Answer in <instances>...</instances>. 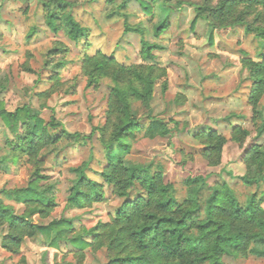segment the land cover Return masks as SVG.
<instances>
[{
  "label": "rangeland",
  "instance_id": "obj_1",
  "mask_svg": "<svg viewBox=\"0 0 264 264\" xmlns=\"http://www.w3.org/2000/svg\"><path fill=\"white\" fill-rule=\"evenodd\" d=\"M64 1L70 4L66 12L87 31L86 38L77 44L68 38L64 29L53 32L47 26L41 0H0V101L9 112L25 105L38 110L46 124L52 121L56 124L50 133L59 137L57 144L41 153L36 165L14 151V137L0 121V199L4 204L22 213V205L5 199L2 191L26 188L38 173L40 187L48 189L54 208L46 219L35 217L37 224L69 220L73 231L68 238L79 236L90 241L88 231L114 216L124 199L114 196L107 185H104L105 200L101 203L84 209L67 204L78 176L76 169L88 163L87 177L101 182L99 173L106 164L99 136L93 129L105 123L111 83L102 80L97 87H88L81 72V61L84 55L100 52L122 65L148 64L139 54L140 35L127 31L139 27L146 32L148 42L160 47L154 52V64L166 71V76L155 83L151 115L176 122L177 126L170 136L152 140L138 133L124 159L125 164L149 174L162 172L164 183L174 187L178 202L187 196L188 178L208 176V186L226 183L241 204L255 195L263 199L264 208V181L246 186L239 180L246 174L245 151L253 145L264 149V132L256 138L259 121L253 120L248 104L252 83L241 60L260 62L264 41L254 34L247 35L241 25L213 28L210 18L199 19L191 28L196 7L213 8L221 0L207 3L161 0L152 5L151 17L135 0H129L119 14H113L116 9L106 0ZM165 13L169 14L168 28L154 38L153 26ZM259 108L264 123V97ZM148 125L149 121L144 119L142 131ZM234 126L249 132L242 147L230 141ZM208 129L216 130L226 139L221 163L212 168L198 155L201 148L194 138L197 132ZM77 134L84 139L76 137ZM208 194L206 188L203 201ZM136 196H145L138 184L134 185L130 198ZM5 232L0 229V241ZM49 244V238L36 234L23 242L18 254L8 253L0 246V264L107 262L103 249L80 251L69 241H61L57 246ZM222 260L224 264H264V259L255 257L224 256Z\"/></svg>",
  "mask_w": 264,
  "mask_h": 264
},
{
  "label": "trees",
  "instance_id": "obj_2",
  "mask_svg": "<svg viewBox=\"0 0 264 264\" xmlns=\"http://www.w3.org/2000/svg\"><path fill=\"white\" fill-rule=\"evenodd\" d=\"M106 1L115 7L113 14H119L129 0ZM135 1L150 17L153 16L152 5L161 2ZM41 2L46 10V24L53 32L64 29L75 44L86 38V29L75 21L70 12H66L69 3L64 0ZM55 5L56 9H52ZM195 10L191 28L199 19L210 18L213 28L241 25L247 35L254 34L264 41V0H221L213 8L204 5ZM168 16L165 13L153 26L154 38L160 37L168 28ZM250 17L251 21H248ZM127 31L140 35L139 54L148 64L126 66L100 52L82 58L81 72L88 87H97L102 80L111 83L105 123L93 129V133L99 136L106 164L99 173L101 182L87 177L88 163L76 169L78 176L67 201L69 207L76 209L101 203L105 200L104 185H107L112 188L114 196L124 199L123 203L109 222L98 223L88 231L90 241L79 236L68 238L73 231L69 220H53L47 225H39L34 220L35 217L46 219L54 208V200L48 196V189L40 187L41 177L36 173L26 188L2 191L5 199L22 205L23 212L16 213L12 206L0 199V229L6 230L1 237V248L18 254L26 239L40 234L50 239V246L69 241L80 251L103 249L107 257L105 264H224V256L264 259L263 199L253 195L241 204L226 183L210 187L206 176L188 178L187 196L178 202L174 187L164 183L162 172L149 174L125 164L124 159L138 133L142 132V138L152 140L170 136L177 126L176 122L151 115L155 83L166 76V71L154 64V52L160 47L148 42L146 32L139 27ZM241 64L252 83L248 104L253 120L259 121L256 129V138H259L264 132L263 113L259 108L264 97V56L260 62L243 58ZM144 119L149 121V125L142 131ZM0 121L14 137V151L23 154L30 163L38 165L41 153L59 141V137L50 133V128H55L56 124L53 121L46 124L40 112L29 105L9 112L0 101ZM75 136L84 139L78 134ZM248 136V130L234 126L230 141L242 147ZM194 138L201 148L198 155L207 166H219L225 137L214 129H208L197 132ZM243 164L246 174L239 180L244 185H258L264 181V149L256 145L247 149ZM135 184L145 196L130 198ZM206 188L209 194L203 201L202 194Z\"/></svg>",
  "mask_w": 264,
  "mask_h": 264
}]
</instances>
